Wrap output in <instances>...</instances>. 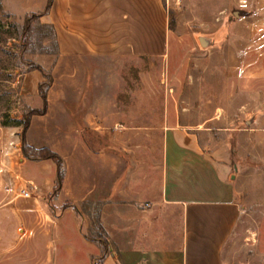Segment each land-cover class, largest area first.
<instances>
[{"label": "rangeland", "instance_id": "obj_1", "mask_svg": "<svg viewBox=\"0 0 264 264\" xmlns=\"http://www.w3.org/2000/svg\"><path fill=\"white\" fill-rule=\"evenodd\" d=\"M161 2V16L148 10L157 24L148 31L166 26L163 55L83 59L60 58L39 19L24 33L29 14L0 1V194L43 197L51 213L29 216L28 233L0 229V264L67 260V244L75 250L79 241L74 229L87 221L82 201L156 194L162 128L176 124L204 147H230L240 217L222 258L264 264V0ZM31 111L25 143L60 156V190L53 162L21 153V121Z\"/></svg>", "mask_w": 264, "mask_h": 264}, {"label": "crops", "instance_id": "obj_2", "mask_svg": "<svg viewBox=\"0 0 264 264\" xmlns=\"http://www.w3.org/2000/svg\"><path fill=\"white\" fill-rule=\"evenodd\" d=\"M0 1L12 14L29 15L42 13L47 2ZM152 7L161 16V0H53L39 23L52 27L60 58L161 56L167 46L166 26L161 21V33L155 35L154 28L149 33L148 27L157 25L149 20ZM161 137L158 192L149 199L118 192V199L107 197L99 203L108 240V253L100 264H226L222 251L240 217L230 147H204L196 131L177 124L162 128ZM109 191L114 194L112 188ZM18 196L0 194V222L12 223L2 222L0 229L28 233L33 229L29 216L39 211L51 216L45 198ZM86 217L84 229H74L76 249L68 243L67 260L60 255L52 264H93L100 257V247L86 238Z\"/></svg>", "mask_w": 264, "mask_h": 264}, {"label": "trees", "instance_id": "obj_3", "mask_svg": "<svg viewBox=\"0 0 264 264\" xmlns=\"http://www.w3.org/2000/svg\"><path fill=\"white\" fill-rule=\"evenodd\" d=\"M53 0H47L45 9L40 14H31L28 17L25 18L24 21V30L26 33L29 30L30 20L39 19L41 16L45 15L51 5ZM41 25V24H40ZM52 30V35L55 40L54 31L52 27H50ZM170 28V27H169ZM56 44V41H55ZM57 48V44H56ZM42 99L44 101V107H45V98L42 96ZM45 110L41 112V114H44ZM36 112L31 111L27 112L23 115L21 125H22V132H21V153L23 157L29 161H43V160H49L53 162L56 166V190H60L63 186L64 182V171L62 169V160L60 156H58L56 153L46 149V148H39L34 149L26 145L25 143V133L27 129L29 128L30 124V116L35 114ZM37 114V113H36ZM63 209L67 207H62ZM81 208L88 216L89 221V227H88V233L86 235V238L89 241H92L96 243L100 249H101V255L100 257L94 258L92 260L93 264H100L103 258L108 253V240L106 239V233L101 225L100 221V204H93L89 202H83ZM93 209V211L91 210ZM73 210H75L74 207H72ZM92 211V212H91ZM91 212V213H90Z\"/></svg>", "mask_w": 264, "mask_h": 264}, {"label": "water", "instance_id": "obj_4", "mask_svg": "<svg viewBox=\"0 0 264 264\" xmlns=\"http://www.w3.org/2000/svg\"><path fill=\"white\" fill-rule=\"evenodd\" d=\"M199 43L202 47H204L206 45V41L203 38L199 39Z\"/></svg>", "mask_w": 264, "mask_h": 264}, {"label": "built area", "instance_id": "obj_5", "mask_svg": "<svg viewBox=\"0 0 264 264\" xmlns=\"http://www.w3.org/2000/svg\"><path fill=\"white\" fill-rule=\"evenodd\" d=\"M24 197H27L28 196V193H26V192H22L21 193Z\"/></svg>", "mask_w": 264, "mask_h": 264}]
</instances>
